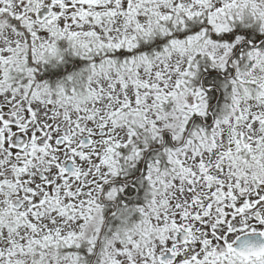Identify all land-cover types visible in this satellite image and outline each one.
Wrapping results in <instances>:
<instances>
[{"label": "snow or ice", "instance_id": "6c2138e0", "mask_svg": "<svg viewBox=\"0 0 264 264\" xmlns=\"http://www.w3.org/2000/svg\"><path fill=\"white\" fill-rule=\"evenodd\" d=\"M0 264H264V0H0Z\"/></svg>", "mask_w": 264, "mask_h": 264}]
</instances>
